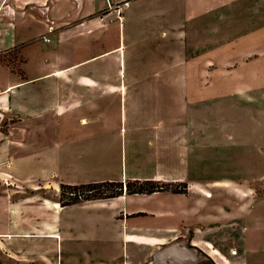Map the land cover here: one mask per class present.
Wrapping results in <instances>:
<instances>
[{
  "label": "crops",
  "instance_id": "obj_1",
  "mask_svg": "<svg viewBox=\"0 0 264 264\" xmlns=\"http://www.w3.org/2000/svg\"><path fill=\"white\" fill-rule=\"evenodd\" d=\"M59 1L62 0H0V53L15 48L14 54L20 60L17 67L12 68L0 58V264H58L63 258L72 261L71 264H103V260L98 259L106 255L115 258L114 254H109L108 242L117 243L119 239L128 244V249H135L126 227L137 226V222L119 218L121 211L129 207L114 201L126 193L62 205L58 198L60 185L122 181L124 172H119L118 166L108 161L109 117L117 122L123 114H129L132 121L136 115H150L152 118L144 127L140 123L133 126H142L146 133L147 124L163 122V130L170 139L172 133L181 134L184 120L188 118V97L193 96V83L200 79L188 72L190 66L186 62L173 69L170 60L174 52L183 58L195 53L199 48L198 39L203 35L197 28L202 24L195 23V19L214 9H194L198 8L193 6L195 2L209 0H178L173 6L176 10L173 17L177 20L166 28V36L161 30L153 34L154 40L142 37L151 41L143 45L149 51L139 63L132 62L131 67L141 73L130 75L124 74L122 59L124 49L134 48L137 43L133 30L121 24L123 16L118 25L109 24L115 19L105 20L107 16L115 17L111 5L124 0H89V11H80L74 16L73 7L61 18L54 15L53 20L50 13ZM75 1L77 9L83 7L84 0ZM102 7L108 11L104 15L97 13ZM31 13L44 15L43 19L40 17L45 25L41 35L50 31L49 21L53 23L48 40H44L50 48H41L20 28L23 19ZM157 13L165 15L171 11L160 6L153 12L140 13L139 17L155 18ZM263 27L255 24L248 30L245 28L243 33V101L248 122L247 128L245 122V133L251 129L253 101L258 102L254 109L264 119L263 40L259 32ZM253 46L258 48L254 54ZM82 51L87 55L82 57ZM114 53H119V60L112 58ZM101 57L106 60L98 64ZM107 65L112 69H107ZM80 67L84 68L83 72L74 71H81ZM168 69L170 72H166ZM78 80L83 81L82 89L78 90L83 91L85 99L82 111L75 109L74 83ZM128 81L137 84L125 86L123 83ZM195 86L197 95L198 85ZM116 92L121 97L130 92L128 108L125 106L114 115L108 109L101 110L99 103L92 106L90 95L104 98ZM141 98L147 101L150 110L140 109ZM175 112L181 114L179 121L175 119L177 116L173 118ZM91 136L99 140H91ZM247 144L245 142V152ZM250 150L249 146L248 152ZM132 177L153 180L150 176ZM158 192L138 195L151 196ZM183 213L180 218L185 220ZM156 225L142 227L148 231ZM153 253L155 251L147 256ZM169 254L167 249L158 252L156 263L165 264V259L171 257ZM76 259L82 261L77 263Z\"/></svg>",
  "mask_w": 264,
  "mask_h": 264
},
{
  "label": "rangeland",
  "instance_id": "obj_2",
  "mask_svg": "<svg viewBox=\"0 0 264 264\" xmlns=\"http://www.w3.org/2000/svg\"><path fill=\"white\" fill-rule=\"evenodd\" d=\"M151 1L129 0L131 4L123 9L124 20L121 24L124 23L125 28L133 30L137 42L134 48L130 46L124 49V74L141 73L131 65L132 62L139 63L141 57L146 56L149 51L143 45L151 41L142 37L154 40V33L161 30L166 33V28L177 20L173 17L176 13L173 6L179 3L178 0ZM75 4V0H62L56 2L54 9L52 2L50 18L55 20L54 15L61 18L73 7L71 12L74 16L91 8L89 0H84L83 7L79 9ZM111 6L115 17L107 16L105 20L115 19L109 24L118 25L119 19L114 5ZM160 6H165L171 14L157 13L155 18L147 19L139 17L140 13L153 12ZM193 6H198L194 8L197 11L211 7L214 9L195 19V23L202 24V28L197 27L198 32L203 33L198 39L199 48L195 53L183 58L174 52L170 60L173 69L186 62L190 66L188 72L200 79L193 83V96L188 97V118L184 120L181 134L172 133L170 139L163 130V122L147 124L149 126L145 133L142 126L134 127L133 124L140 123L144 127L145 122H150L152 116L136 115L132 121L129 114H123L117 122L109 117L106 135L108 161L115 163L119 172H124L120 178L122 181L134 179L132 176H150L155 181L169 182L179 187L185 183L187 191L175 193L165 190L151 196L125 194L114 200L129 207V210L121 211L119 218H129L130 221L137 222V226L126 227L136 250L133 247L128 249V244L120 239L117 243L108 242L109 254H114L115 258L106 255V258L98 259L103 260V264H162L160 261L156 263L158 252L171 248L174 252L169 254V259H165L166 264H177L173 261L177 260L178 254L192 264H264V119L254 109L258 102L253 101L251 129L250 132L246 129L248 131L245 133V122L246 128L248 122L244 117L243 101V33L249 26H264V0L197 1ZM106 9L102 7L97 13L102 12L104 15L108 12ZM40 17L36 13L28 14L20 28L27 31L26 36L41 48H50V44L44 42L43 37L50 36L53 23L49 21L50 31L41 35L45 31V25ZM191 27L189 26L190 29ZM259 32L263 40L264 58V27ZM180 48L182 50V45ZM255 49H258L257 46H253V54ZM14 52L15 48L1 52L0 58L12 67H17L20 60ZM83 54L82 57L87 52ZM119 57V53L112 55L114 60H119ZM101 60L106 59L101 57L97 63ZM106 68L112 69L109 65ZM79 69L81 71H74L83 72L84 68ZM97 69L99 70L98 66ZM166 72H170L169 69ZM123 84L129 86L136 85L137 82L128 81ZM195 84L198 85L197 95ZM74 85L75 109L82 111L85 99L83 91L78 90L82 89L83 81L78 80ZM129 94L130 92L127 95L123 93L121 97L116 92L104 98L90 95V100L92 106L99 103L101 110L108 109L116 115L125 106L128 108ZM141 101L143 104L140 109L150 110V106L146 105L147 101L143 98ZM180 115L175 112L173 118L177 116L175 119L179 121ZM95 138L99 140V137L91 136V140ZM245 142L248 143L246 152ZM126 164H129L127 169ZM180 213L186 215L185 220L180 218ZM155 224L157 225L148 231L142 227ZM197 227L202 230L199 231ZM149 249L155 253L147 256L152 252H148ZM138 255H143L144 258ZM81 261L77 260V263ZM57 263L71 264L72 261L63 258Z\"/></svg>",
  "mask_w": 264,
  "mask_h": 264
},
{
  "label": "trees",
  "instance_id": "obj_3",
  "mask_svg": "<svg viewBox=\"0 0 264 264\" xmlns=\"http://www.w3.org/2000/svg\"><path fill=\"white\" fill-rule=\"evenodd\" d=\"M165 190L184 193L187 190V185L182 183L179 187L169 182L140 179H129L126 182L103 180L82 184L61 183L58 198L60 203L65 205L95 198H112L124 193L151 194Z\"/></svg>",
  "mask_w": 264,
  "mask_h": 264
},
{
  "label": "built area",
  "instance_id": "obj_4",
  "mask_svg": "<svg viewBox=\"0 0 264 264\" xmlns=\"http://www.w3.org/2000/svg\"><path fill=\"white\" fill-rule=\"evenodd\" d=\"M129 4V1L128 0H124L120 3H117L114 5V10L116 11V14H117V18L120 19L121 16H122V12H123V9L124 7H126L127 5ZM43 40H48V37L47 36H44L43 37Z\"/></svg>",
  "mask_w": 264,
  "mask_h": 264
},
{
  "label": "flooded vegetation",
  "instance_id": "obj_5",
  "mask_svg": "<svg viewBox=\"0 0 264 264\" xmlns=\"http://www.w3.org/2000/svg\"><path fill=\"white\" fill-rule=\"evenodd\" d=\"M169 250V249H167ZM170 253L173 254L174 250L171 248L170 250ZM186 259L181 257L179 254L177 255V260L176 261H173V263H179L181 262L182 264H185V263H188L187 261H185ZM166 264V263H165Z\"/></svg>",
  "mask_w": 264,
  "mask_h": 264
}]
</instances>
